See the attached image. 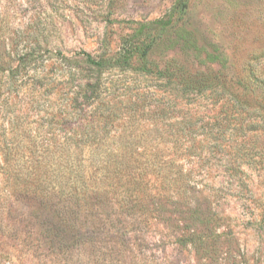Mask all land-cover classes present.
<instances>
[{"label": "rangeland", "instance_id": "1", "mask_svg": "<svg viewBox=\"0 0 264 264\" xmlns=\"http://www.w3.org/2000/svg\"><path fill=\"white\" fill-rule=\"evenodd\" d=\"M156 19L151 61L226 86L74 92ZM0 264H264V0H0Z\"/></svg>", "mask_w": 264, "mask_h": 264}, {"label": "trees", "instance_id": "2", "mask_svg": "<svg viewBox=\"0 0 264 264\" xmlns=\"http://www.w3.org/2000/svg\"><path fill=\"white\" fill-rule=\"evenodd\" d=\"M169 20H171V18ZM152 24L167 25L168 23H164V20L162 19H156L147 23H140L136 33L126 38L118 52L114 55L97 58L91 53L83 51L75 58H67V60H73V63L70 62L71 64H69L70 69L78 70V72L72 73L75 77L74 81H71L74 92L79 94L81 97H86L87 99L92 96L93 92H101V84L97 80L95 82L90 81V79L87 80V78L83 75V72L88 70V72L98 73L102 70L111 68L130 70L142 75L143 77H150L157 80H171L178 86L175 88L178 92L187 94L217 91L220 87H222V85L226 86L225 83L219 81V72L210 71L208 76L211 75L212 79L209 82L203 79L206 74H197L201 75L202 78L193 83L188 79L192 76L187 74V71L182 69V67H177L176 71L167 72V68H165V66L160 67L157 63L151 61L148 55L152 43L151 41L150 43L140 41L145 34L139 33V30L143 32L145 28H148ZM137 41H139V43H137ZM134 56H136L137 63L133 61ZM231 94L233 95L232 100H234V102H240V99L234 94V92ZM77 99H79V97H75L74 102H77Z\"/></svg>", "mask_w": 264, "mask_h": 264}]
</instances>
